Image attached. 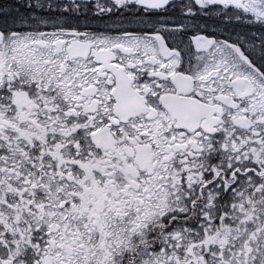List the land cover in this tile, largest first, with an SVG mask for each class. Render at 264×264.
I'll use <instances>...</instances> for the list:
<instances>
[{"label": "snow or ice", "instance_id": "6c2138e0", "mask_svg": "<svg viewBox=\"0 0 264 264\" xmlns=\"http://www.w3.org/2000/svg\"><path fill=\"white\" fill-rule=\"evenodd\" d=\"M0 264H264V0H0Z\"/></svg>", "mask_w": 264, "mask_h": 264}]
</instances>
